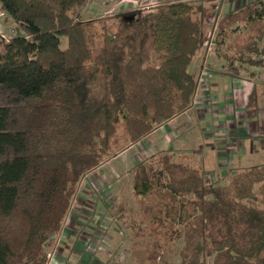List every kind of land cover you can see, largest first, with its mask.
I'll return each mask as SVG.
<instances>
[{"label": "trees", "instance_id": "16d2710c", "mask_svg": "<svg viewBox=\"0 0 264 264\" xmlns=\"http://www.w3.org/2000/svg\"><path fill=\"white\" fill-rule=\"evenodd\" d=\"M84 5L0 0L3 22L15 28L9 40L0 32V264H48L82 180L197 95L191 66L206 40L204 3L181 0L129 19L122 12L97 35L80 19ZM219 35L216 52L234 36V56L224 57L264 68V0L227 12ZM175 154L132 168L145 215V200L156 197L147 215L157 239L145 264H174L161 245L174 238L183 241L177 264H264V163L220 183Z\"/></svg>", "mask_w": 264, "mask_h": 264}, {"label": "rangeland", "instance_id": "374dc122", "mask_svg": "<svg viewBox=\"0 0 264 264\" xmlns=\"http://www.w3.org/2000/svg\"><path fill=\"white\" fill-rule=\"evenodd\" d=\"M177 1L181 0H85L80 19L91 24V33L97 35L103 25L117 23L119 13H128L126 18L129 19L135 11L146 14L160 5ZM192 1L206 6V40L191 66L198 82L197 95L192 106L183 113L186 117L180 120L190 122L187 127L194 129L189 132L185 127L180 134L187 132L193 139L199 135L202 141L177 148L175 160L202 164L211 179L226 183L231 172L264 163V68L241 67L239 62H230L224 57L226 53L234 56V52L229 49L234 36L227 39L216 52L217 42L222 39L219 35L221 17L254 0ZM239 28L245 30L242 22ZM14 29L12 23L5 22L0 28L7 38L14 35ZM153 61L158 62L157 55L153 56ZM222 77H229L231 82L224 97V100H231V105L225 104L227 113L219 116L217 108L221 102L215 101L217 93L214 87L222 81ZM217 96L223 94L218 93ZM232 108L234 120L230 115ZM180 117L175 118V128ZM116 126L119 134L125 131L122 120L118 119ZM131 145L128 144L123 151L106 159L82 180L63 228L51 237L53 244L47 248L48 264L146 263L148 250L152 249L157 239L151 235L153 225L148 217L153 211L156 197L145 200V215L143 201L132 194V168L145 158L157 165L158 155L163 150L140 144L127 152ZM130 155L131 160L124 166L123 159ZM139 228L142 232H139ZM159 231L162 235L165 233V229ZM161 245L162 253L165 252L177 264L182 239L174 238L170 243L172 250L167 254L166 250L170 246L163 240Z\"/></svg>", "mask_w": 264, "mask_h": 264}, {"label": "crops", "instance_id": "0c3cea01", "mask_svg": "<svg viewBox=\"0 0 264 264\" xmlns=\"http://www.w3.org/2000/svg\"><path fill=\"white\" fill-rule=\"evenodd\" d=\"M216 8H220V6L219 7H216ZM219 78H221V77H219ZM234 83H235V80L233 79L232 85H234ZM215 85H217V86L214 87V91H215V93H217L215 95V101L218 102V103L221 102V104H219V106L217 108V110L220 112L219 113V116H220L221 114H226L227 113L226 112V109L224 110L225 104H228L227 106H230L231 105V100L229 98H227V100H224V97L226 95L225 94L226 93V90L229 88V86H231V82L229 80V77H222V81H219L218 84H215ZM236 86H237V84H236ZM218 93L223 94V96L218 97L217 96ZM233 111H234V109L232 108L231 111H230L231 112L230 115H231V118L234 120V113H233ZM182 114H179L181 117H180L179 120L177 119V122H178V127L177 128H175V126H173V123L175 122V118H177L179 115H177L172 120H170V121L162 124L161 126L157 127L152 133H150L148 136H146L141 141H139V142L131 145V147H129L127 149V152H131L132 149L134 148V146H138V145L140 146V144H142V146H146L147 148H155V149H158L159 148V149H161L163 151H167V150L174 149L176 151V150H178L177 148H180V146L182 147L184 145H189V144L194 143V142H196L198 140L202 141V137L199 136V135L196 137V139H193V136L192 135H190V134L187 135L186 134L187 132L180 134V131L181 130H184V128L187 127L188 124L190 123L188 121H185V122L180 121L181 118H185L186 117V116H184V114L183 115ZM227 116L229 117V115H227ZM217 119H220V118H217ZM187 129H189L188 131L190 132L194 128H191V126H190L189 128L187 127ZM203 134H205V133H202V135ZM170 136H173V137H170ZM166 140L167 141L169 140V141L167 142ZM166 143H168L167 146H166ZM176 145L179 146V147H176ZM187 148H189V147H187ZM191 148H192V146H191ZM118 156H120V155H118ZM130 158H131V155H130L129 158L128 157H125L123 159L124 160L123 161L124 162L123 165L124 164L126 165V162L128 160H131ZM81 264H82V262H81Z\"/></svg>", "mask_w": 264, "mask_h": 264}, {"label": "built area", "instance_id": "2783aa9c", "mask_svg": "<svg viewBox=\"0 0 264 264\" xmlns=\"http://www.w3.org/2000/svg\"><path fill=\"white\" fill-rule=\"evenodd\" d=\"M4 19H5V12L3 11V9L0 6V28L3 26ZM0 32H1V30H0ZM1 34L5 40H9V38H7L5 35H3L2 32H1Z\"/></svg>", "mask_w": 264, "mask_h": 264}]
</instances>
